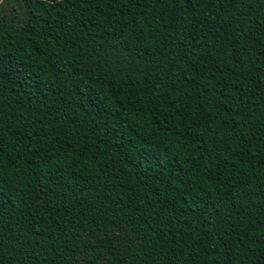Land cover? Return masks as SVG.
<instances>
[{
    "label": "trees",
    "instance_id": "obj_1",
    "mask_svg": "<svg viewBox=\"0 0 264 264\" xmlns=\"http://www.w3.org/2000/svg\"><path fill=\"white\" fill-rule=\"evenodd\" d=\"M0 11V264H264V0Z\"/></svg>",
    "mask_w": 264,
    "mask_h": 264
},
{
    "label": "rangeland",
    "instance_id": "obj_2",
    "mask_svg": "<svg viewBox=\"0 0 264 264\" xmlns=\"http://www.w3.org/2000/svg\"><path fill=\"white\" fill-rule=\"evenodd\" d=\"M15 0H0V11L6 18L18 16V9L15 5Z\"/></svg>",
    "mask_w": 264,
    "mask_h": 264
}]
</instances>
